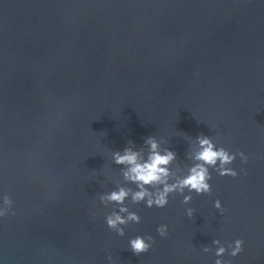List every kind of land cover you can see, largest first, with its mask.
Instances as JSON below:
<instances>
[{"label": "water", "instance_id": "95a60500", "mask_svg": "<svg viewBox=\"0 0 264 264\" xmlns=\"http://www.w3.org/2000/svg\"><path fill=\"white\" fill-rule=\"evenodd\" d=\"M150 137L175 154L169 185L202 163L198 137L237 175L217 161L208 192L134 202L114 153L147 162ZM113 213L140 222L120 235ZM217 261L264 264V0H0V264Z\"/></svg>", "mask_w": 264, "mask_h": 264}, {"label": "clouds", "instance_id": "9594fccd", "mask_svg": "<svg viewBox=\"0 0 264 264\" xmlns=\"http://www.w3.org/2000/svg\"><path fill=\"white\" fill-rule=\"evenodd\" d=\"M198 139L202 150L197 153L195 159L202 163L193 167L187 177L172 185L167 183L166 178L168 176V169L166 166L175 158V154L168 151L165 155H161L157 150L158 145L154 138L150 137L148 141H146L151 145V153L147 162L140 163L139 153L128 148L124 149L123 155H121L120 152L114 153V160L117 164L129 166L128 170L124 173L125 179L136 183L140 189L139 191L132 193L133 201H144L147 197V207L151 208L156 206L158 208H163L168 204L169 193L175 191L183 192L185 188H187L189 192L194 191L197 194L208 192L210 191L208 180L211 179V176L208 172L207 166L215 167L217 161L220 162L221 175H231L233 177L237 175L234 170L225 167V165L231 163L235 159L237 154L229 155V153L223 148L219 150L215 149V146L207 137H198ZM238 155H240L244 162H247L248 157L245 156L243 152L238 153ZM159 184L163 185V190H157L155 193L150 192L148 188L145 187ZM128 195L129 190L120 188L119 191H113L107 196L102 197V199L117 204H123ZM189 199H191V197H185V202H188ZM219 206V201H217L216 207ZM120 211L125 212L127 209L121 208ZM190 214L191 211H189V215ZM128 221L139 223L140 217L135 213H129L127 220L117 213H113L106 217L107 226L111 229H116L120 235H123L124 232L123 229L118 228V225L125 224ZM157 232L161 236H165L167 234L166 226L161 225L158 227ZM149 240H152V238L149 237ZM235 243L236 247L232 252L233 256H236L242 251L243 241L238 239ZM130 244L131 250L137 255L147 252L151 247V244L146 242L143 236H137L135 239H132ZM223 252L224 249L220 248L217 255H221ZM217 264H220V261H217Z\"/></svg>", "mask_w": 264, "mask_h": 264}]
</instances>
